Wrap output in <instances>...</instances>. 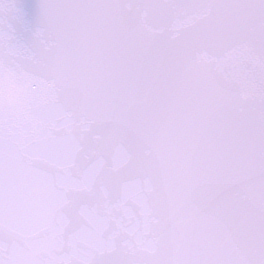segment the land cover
Returning a JSON list of instances; mask_svg holds the SVG:
<instances>
[{"label":"snow or ice","instance_id":"snow-or-ice-1","mask_svg":"<svg viewBox=\"0 0 264 264\" xmlns=\"http://www.w3.org/2000/svg\"><path fill=\"white\" fill-rule=\"evenodd\" d=\"M0 264H264V0H0Z\"/></svg>","mask_w":264,"mask_h":264}]
</instances>
